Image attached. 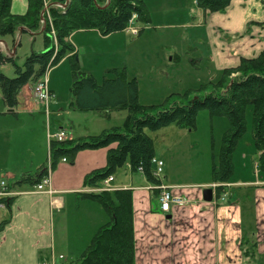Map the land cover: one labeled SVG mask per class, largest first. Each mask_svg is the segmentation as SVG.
<instances>
[{"label":"rangeland","instance_id":"1","mask_svg":"<svg viewBox=\"0 0 264 264\" xmlns=\"http://www.w3.org/2000/svg\"><path fill=\"white\" fill-rule=\"evenodd\" d=\"M146 1L152 22L150 24L135 22L136 29H142L139 35H132L128 32L129 29L109 36H103L97 30H81L74 33L71 41L77 50L81 69L86 73H92L99 83H102L104 78H112L110 74L112 69L123 68L130 77H137L139 102L143 106L161 105L165 102L185 103L188 99L211 93L212 83L217 82L222 73L216 68V60L220 54L216 57L214 50L228 38L223 30H233V27L243 30L244 18L250 27L256 26L253 22L264 21L262 10L264 3H261L263 0L255 1L256 4H252L250 0L245 7L248 13L240 11L242 20L231 15L226 17L228 20L223 18L236 3L241 6L240 0H233L225 11L207 12L205 17L204 11L199 9L193 0ZM219 30L220 38L217 36ZM6 38L10 47L15 45L13 38L10 36ZM54 39L56 40L55 37ZM16 43L19 45L15 63L19 66H23L32 53L40 54L44 51L42 34L35 36L23 34L16 37ZM71 70L72 61L68 57L53 67L48 75L49 90L65 98L72 97ZM0 71L6 77H16L15 66L11 62L1 65ZM236 75L231 76L234 78ZM29 86L33 89L34 97L32 94L28 97L26 91L21 90L18 95V107L14 110L5 105L0 89V164L8 162L14 168L15 164L21 162L17 170L34 174L35 167L32 166V162L38 165L49 156L47 145L49 117L47 105L35 97V85ZM29 108L33 110V115L28 112ZM51 113V118H54L53 112ZM72 115L77 123L72 128L67 124V117H64L67 130L81 137L86 134V130L90 135H100L105 130L121 126L128 111H111L108 116L104 112L76 110ZM229 128L230 122L227 117H211L209 112L204 110L199 113L194 130L175 124L157 131L145 130L154 142L155 158L164 162L162 174L164 180L169 184L192 186L186 188L192 200L189 206L194 201L207 206L201 201L200 189L204 188H198L211 182L212 167L220 163L219 154L223 137ZM259 157L260 153L253 140L252 109L249 108L247 132L240 140L233 156V182L255 179L261 182L262 174L257 169ZM2 173L0 183L4 181L12 185L16 182L9 175ZM115 177L119 183L121 180L133 178L136 185H153L149 181H144L141 174L132 173L128 166L119 169ZM250 193L253 192L248 191L246 187H234L231 198L234 202H248L254 199ZM93 203L98 210L105 212L101 205ZM189 206L182 208L170 221L147 223L145 228L139 230L138 264H186L190 261L192 250L195 253L194 264H219V261L228 263V256L235 258L237 240L224 236L227 232L221 231L219 221L212 217L209 211L199 209L200 212L198 210L194 214L193 211L188 213ZM0 207L4 208L2 205ZM250 209L249 207L246 212V218L249 220ZM1 213L0 210V215ZM103 214L107 216V221H110L106 212ZM207 240L214 241L213 245L209 246L217 251L214 257L217 260L205 263L202 258L207 255L202 256L200 251L206 247ZM222 250H230V254L224 256L221 254Z\"/></svg>","mask_w":264,"mask_h":264},{"label":"trees","instance_id":"2","mask_svg":"<svg viewBox=\"0 0 264 264\" xmlns=\"http://www.w3.org/2000/svg\"><path fill=\"white\" fill-rule=\"evenodd\" d=\"M193 1L204 12L216 13L225 11L233 0ZM12 3L13 0H0V37L10 36L16 43L20 28L25 27L43 35L44 51L32 53L24 65L19 66L14 57L0 50V66L8 62L15 66V78L6 77L0 71V89L9 109L18 107L21 90L29 84L36 86L44 78L49 65L53 68L68 57L72 61L71 107L74 110L104 112L108 116L111 111H128L121 126L105 130L100 135L51 143L54 161L63 157L73 159L82 150L107 149L106 166L93 170L87 177L89 188H101L106 179L115 176L125 166H129L132 173L142 167L149 182L160 184L161 181L153 176L154 142L145 130L157 131L173 124L194 130L199 113L204 110L211 117L225 116L230 122L220 149V163L212 167L210 183L222 185L217 189V196L226 190L225 184L233 181V156L247 132L249 108L253 115V140L260 153L257 169L264 178V50L256 58L242 59L236 68L223 70L220 79L212 83L211 93L205 96L188 99L185 103L143 106L139 102L137 77H130L123 68L112 69V78H104L99 83L92 74L81 69L75 47L68 39L81 30H97L103 36L124 32L133 16H136L133 25L135 22L150 24L152 16L146 0H29L25 15H14ZM59 5H66V8ZM141 32L142 29L139 34ZM233 74L237 75L233 78ZM26 180L32 181L30 178ZM86 197L101 205L110 221L99 228L75 264H136L133 191L92 192ZM4 225L5 222L0 223V229Z\"/></svg>","mask_w":264,"mask_h":264},{"label":"crops","instance_id":"3","mask_svg":"<svg viewBox=\"0 0 264 264\" xmlns=\"http://www.w3.org/2000/svg\"><path fill=\"white\" fill-rule=\"evenodd\" d=\"M155 1L158 2V0ZM251 1L252 4H256L255 1L260 2V0ZM240 2L241 6L236 3L229 14H225L224 20H228L226 17L230 15L242 20L240 11L248 13L245 7L248 6L247 4L250 3V0H240ZM261 3L263 4L264 0ZM28 5L29 0H13L11 11L14 15H25L28 11ZM262 7L264 11V4ZM207 14V12H204V17ZM242 21L243 26H245L243 30L237 27H233V30H223L224 33H227L226 36L228 38L222 39L224 41L218 44V47L214 50L216 57L220 54L216 60L218 72L238 67L242 59L256 58L264 50V21L253 22L256 25L252 26L253 28L249 26L245 18ZM219 32L221 31L217 32V36L220 38ZM244 32L246 33L242 35ZM23 34L36 35L27 28H23V31L19 32L17 37ZM73 35L70 38V42ZM17 46L18 44L15 43L14 46L10 47L6 37L0 38V50L8 56L15 58ZM22 90L26 91L28 97L31 94L34 97L33 89L30 86L28 87L27 85ZM51 92L53 97L49 104L48 117L50 121L48 120L47 139L51 133L67 130L68 127H66L64 117H67V124H70L72 128L77 123V120L72 115L76 111L71 107L72 97L65 98L55 91ZM28 112L33 115L31 108L28 109ZM51 112H53L54 118H51ZM11 113H15V111ZM73 134L74 140H81L89 136L90 132L86 130V134L81 137H77L75 132ZM47 145L48 154H50L51 146L48 140ZM63 158L52 161L51 179L55 191L52 194L41 192L35 186L45 175L49 166V156L43 163L40 162L38 165L32 162V166L35 167L34 174L17 170L20 168L21 162L15 164L14 168L8 162L0 164V173L3 172L16 180L12 185L6 183L7 189L5 190L10 195H0V205L4 207H0L2 212L0 223L5 222L3 228L0 229V264H53L54 258H58L60 255L66 256L72 263H77L99 228L109 222V220L107 221V216L103 214L106 211L103 208L105 212L98 210L94 206V201L86 197L92 191L88 186L87 177L93 170L106 166L107 149L79 151L71 161L68 157V162L66 163L62 162ZM141 175L144 181H148L145 175ZM28 178L32 181H27L26 179ZM162 183L169 187H184V185L180 184H169L166 180H163ZM211 184L206 183L200 186H209ZM225 185L227 191L220 193L222 198L217 196L216 191L215 199L212 203L202 206L199 202L194 201L189 206L191 201L188 204L190 209L187 212L193 211L194 214L199 209L204 212L209 211L212 217H216L217 221H219L220 229L222 228L221 231L223 233L227 232L224 236L237 240L238 246L236 247L235 258L228 256V263L219 261V264H253V262L254 264H260V262L264 264V178L261 182L255 179L244 182L232 181ZM111 186L115 190L133 191L137 247L136 264H138L139 230L141 231L142 227L145 228L147 223L156 224L170 221L182 209L174 207L170 214H163L159 209L158 192L149 189L153 187L152 184L136 185L133 178L121 180L119 183L114 176ZM186 186L192 188V186ZM234 187H246L248 191L253 192L254 199L248 202H234L231 198V191ZM252 194L250 193V195ZM249 207L251 208V220L246 218V212ZM213 243V240L211 242L209 240L205 241L207 245L200 251L202 256L207 255V257L202 258L205 263L217 260L214 258L217 251H215L214 247L209 246V244L213 245ZM193 251L191 252V257L189 256L190 261L186 264H194L193 262L196 261L193 259L195 254ZM221 254L224 256L226 254L229 255L230 250H222Z\"/></svg>","mask_w":264,"mask_h":264},{"label":"built area","instance_id":"4","mask_svg":"<svg viewBox=\"0 0 264 264\" xmlns=\"http://www.w3.org/2000/svg\"><path fill=\"white\" fill-rule=\"evenodd\" d=\"M62 8H65L64 5H61ZM136 19V16H133V19L130 22L129 30L132 35H138L139 30L134 27L133 23ZM51 70V65L48 66L46 74L44 78L35 86L34 93L35 97L40 101L45 103L48 106V103L51 99V93L48 87V75ZM49 141L54 140L57 143L69 142L73 140V136L71 133L67 131H60L56 134L48 135ZM66 158L63 159V162H66ZM153 165L155 166L153 175L156 178H161L163 174V167L164 163L161 160L153 159ZM139 172L144 173V169L140 167L138 169ZM113 179L110 178L107 183L111 182ZM219 185H213L216 188ZM2 187H5V183H2ZM37 189L42 192H47L49 194L54 193L55 191L52 188V180H51V164L49 163L48 168V175L42 179V182L37 186ZM154 189L159 191V204L160 210L163 213H170L174 207L176 208H183L185 207L190 201L188 195L184 192L183 188L175 187L170 188L165 185L156 186ZM110 190V189H106ZM6 193H1V195H5ZM58 260V262H56ZM53 264H72L68 261V259L64 255H60L57 259L54 258Z\"/></svg>","mask_w":264,"mask_h":264},{"label":"water","instance_id":"5","mask_svg":"<svg viewBox=\"0 0 264 264\" xmlns=\"http://www.w3.org/2000/svg\"><path fill=\"white\" fill-rule=\"evenodd\" d=\"M22 31H23V27L20 28V32H22ZM202 195H203V200L205 202L211 203L214 199V192H213V189H211V188L204 189Z\"/></svg>","mask_w":264,"mask_h":264}]
</instances>
